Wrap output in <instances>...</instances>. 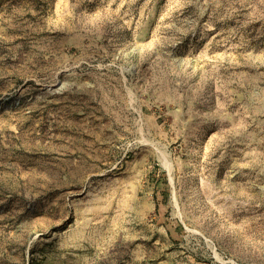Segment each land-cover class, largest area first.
Here are the masks:
<instances>
[{
    "label": "rangeland",
    "instance_id": "rangeland-1",
    "mask_svg": "<svg viewBox=\"0 0 264 264\" xmlns=\"http://www.w3.org/2000/svg\"><path fill=\"white\" fill-rule=\"evenodd\" d=\"M0 264H264V0H0Z\"/></svg>",
    "mask_w": 264,
    "mask_h": 264
}]
</instances>
